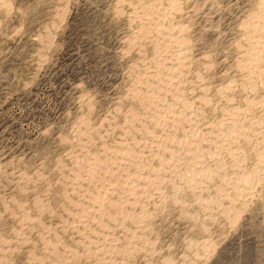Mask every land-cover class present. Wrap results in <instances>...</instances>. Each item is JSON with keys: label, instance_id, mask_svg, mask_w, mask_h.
Returning a JSON list of instances; mask_svg holds the SVG:
<instances>
[{"label": "rangeland", "instance_id": "obj_1", "mask_svg": "<svg viewBox=\"0 0 264 264\" xmlns=\"http://www.w3.org/2000/svg\"><path fill=\"white\" fill-rule=\"evenodd\" d=\"M261 2L0 0V264H264Z\"/></svg>", "mask_w": 264, "mask_h": 264}, {"label": "bare ground", "instance_id": "obj_2", "mask_svg": "<svg viewBox=\"0 0 264 264\" xmlns=\"http://www.w3.org/2000/svg\"><path fill=\"white\" fill-rule=\"evenodd\" d=\"M261 4L263 5L262 7H263V9H264V0H262V2H261ZM253 24V23H252ZM171 27H175V26H172V24H171ZM170 27V28H171ZM261 28H263L264 29V24H261V26H260ZM176 28H178V27H176ZM248 29V28H247ZM264 32V31H263ZM171 37H173V36H171L170 35V37H168L170 40H172L171 39ZM176 37V36H175ZM174 37V38H175ZM262 37V41H259V43H261V42H263L264 43V34H263V36H261ZM167 38V37H166ZM168 39V40H169ZM176 39V38H175ZM177 39H179V37H177ZM180 40V39H179ZM175 41V40H174ZM179 42V41H178ZM176 43H177V41H176ZM263 46V45H262ZM254 47V46H253ZM252 48V47H251ZM199 75V74H198ZM167 76V75H166ZM250 79V78H249ZM161 81V80H160ZM161 90V89H160ZM209 90V89H208ZM210 102V101H209ZM145 110V109H144ZM146 111V110H145ZM181 116V115H180ZM243 118V117H242ZM224 123V122H223ZM169 126V125H168ZM193 131V130H192ZM106 134V133H105ZM202 139V138H201ZM206 141V140H205ZM145 144V143H144ZM183 148V147H182ZM113 151V150H112ZM115 151V150H114ZM119 151V150H118ZM117 152V151H116ZM115 152V154H118V153H116ZM120 152V151H119ZM193 152V151H192ZM210 152V151H209ZM211 153V152H210ZM264 153V152H263ZM261 154V153H260ZM198 155V154H197ZM262 155H264V154H262ZM115 157V156H114ZM197 157V156H196ZM264 157V156H263ZM262 157V158H263ZM259 159V158H258ZM170 160V159H169ZM140 161V160H139ZM101 163V162H100ZM99 163V164H100ZM148 163V162H147ZM105 165V164H104ZM119 166V165H118ZM102 167V166H101ZM258 168L260 167V166H257ZM83 168V167H82ZM103 169V168H102ZM203 169V168H202ZM202 169L200 170V171H202ZM256 169V168H255ZM100 170V169H99ZM198 170V169H197ZM205 171H207L206 170V168L204 169ZM92 172H93V170H91ZM102 171V170H101ZM196 171V170H195ZM200 171H196V173H199ZM255 171V170H254ZM261 171V170H260ZM202 172H204V171H202ZM88 173H90V171H88ZM96 173V172H95ZM256 173H258L257 171H256ZM25 175V174H24ZM88 175H90V174H88ZM93 175V174H92ZM195 175H198V174H194V175H192V176H195ZM199 175H202V173L201 174H199ZM203 175H205V174H203ZM87 176V175H86ZM237 178L239 179V181H242V182H244V183H249V182H251L252 180H254L253 179V177L255 178L256 177V174L255 175H248V176H239L238 174H237ZM65 177V176H64ZM88 177V176H87ZM89 178V177H88ZM157 178V177H156ZM188 179V178H187ZM98 181V180H97ZM253 183H254V181H253ZM238 184V183H237ZM114 186V185H113ZM152 187V186H151ZM237 188V187H236ZM238 189V188H237ZM244 189V188H243ZM243 189H241V191H243ZM105 191H106V189H105ZM105 194V193H104ZM103 194V195H104ZM97 197V196H96ZM102 198V197H101ZM140 199V198H139ZM114 204V203H113ZM112 204V205H113ZM116 204V203H115ZM161 204V203H160ZM111 205V206H112ZM141 207V206H140ZM84 209V208H83ZM227 209V208H226ZM225 209V210H226ZM87 211V210H86ZM89 211V210H88ZM231 211V210H230ZM229 212V211H228ZM23 213V212H22ZM42 213V212H41ZM68 213V212H67ZM69 214V213H68ZM105 213H103V215H104ZM110 216V215H109ZM111 218V217H110ZM136 218H139V217H136ZM135 217L133 218V219H136ZM234 218V217H233ZM237 218V217H236ZM114 219H116V218H114ZM140 219V218H139ZM136 220H138V219H136ZM99 221V220H98ZM232 221V220H231ZM139 222H140V220H139ZM236 222V221H235ZM116 223V222H115ZM135 223V222H134ZM118 224V223H117ZM107 226V225H106ZM55 229V228H54ZM53 230V229H52ZM100 235V234H99ZM107 237V236H106ZM26 241V240H25ZM197 246V245H196ZM12 250V249H11ZM100 252V251H99ZM197 254V253H196ZM11 255V254H10ZM61 255H63V254H61ZM64 256V255H63ZM153 256V255H152ZM65 257V256H64ZM98 258V257H97ZM1 260V259H0ZM119 264V263H118Z\"/></svg>", "mask_w": 264, "mask_h": 264}]
</instances>
